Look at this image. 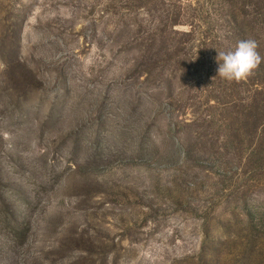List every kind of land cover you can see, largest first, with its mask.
Listing matches in <instances>:
<instances>
[{
  "label": "rangeland",
  "instance_id": "obj_1",
  "mask_svg": "<svg viewBox=\"0 0 264 264\" xmlns=\"http://www.w3.org/2000/svg\"><path fill=\"white\" fill-rule=\"evenodd\" d=\"M227 1L0 0V264H264V65L215 59L264 0Z\"/></svg>",
  "mask_w": 264,
  "mask_h": 264
},
{
  "label": "clouds",
  "instance_id": "obj_2",
  "mask_svg": "<svg viewBox=\"0 0 264 264\" xmlns=\"http://www.w3.org/2000/svg\"><path fill=\"white\" fill-rule=\"evenodd\" d=\"M258 47L255 39L245 38L238 40L232 49H216L217 76L228 82L248 79L264 63V56L260 54Z\"/></svg>",
  "mask_w": 264,
  "mask_h": 264
},
{
  "label": "trees",
  "instance_id": "obj_3",
  "mask_svg": "<svg viewBox=\"0 0 264 264\" xmlns=\"http://www.w3.org/2000/svg\"><path fill=\"white\" fill-rule=\"evenodd\" d=\"M252 6H253V13L256 16L255 18L256 19L260 18V15L262 16L263 13H261L260 11H257L255 9L256 6H257V5H255V3H252ZM234 12H235V6H234L233 2L228 0L227 1V13H228V16L232 17V20L236 23L238 15H237V17L236 16L234 17ZM236 32L238 33L239 36H241V37H239L241 39H245V38L248 37L247 36L248 32L245 31L244 24H242L240 26H239V24H237L236 25ZM214 56H216V55H214ZM263 65L264 64L262 63L260 65V67H263ZM249 99H250V101H249ZM232 102H234V101H232ZM245 102H246V104L243 105V110L245 111L246 117L249 118V119H254L255 117L253 116V112H255L258 115V113L260 111H262V108H260V106L256 105L255 101H253V100L251 101V97L246 99ZM227 104H229V103H227ZM246 121H247L246 127L251 126L253 128L254 127L256 128V127L259 126L256 123V121H253V120H246Z\"/></svg>",
  "mask_w": 264,
  "mask_h": 264
}]
</instances>
